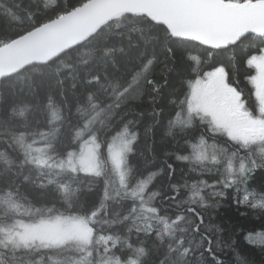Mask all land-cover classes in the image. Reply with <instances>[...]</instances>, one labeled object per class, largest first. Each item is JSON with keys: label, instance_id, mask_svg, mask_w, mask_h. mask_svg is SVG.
I'll return each instance as SVG.
<instances>
[{"label": "snow or ice", "instance_id": "snow-or-ice-1", "mask_svg": "<svg viewBox=\"0 0 264 264\" xmlns=\"http://www.w3.org/2000/svg\"><path fill=\"white\" fill-rule=\"evenodd\" d=\"M177 66L176 148L142 170L144 105L156 121ZM230 196L264 220V0H0V264H250L211 221Z\"/></svg>", "mask_w": 264, "mask_h": 264}, {"label": "trees", "instance_id": "trees-1", "mask_svg": "<svg viewBox=\"0 0 264 264\" xmlns=\"http://www.w3.org/2000/svg\"><path fill=\"white\" fill-rule=\"evenodd\" d=\"M43 5L44 0H40ZM51 6V5H50ZM245 48L248 45L244 46ZM239 56H244V52H240ZM253 55L258 54L255 50L252 51ZM231 53H229V56ZM187 76V71L182 66H177L169 77L170 84L165 89L164 93L158 98V103L163 111L154 121L151 116V110L145 104V115L141 118V134L142 140L139 145L138 152L133 157L132 163L135 166H139L142 170L145 168H152L155 171L154 165L160 164L162 159L165 158V152H172L176 148V141L167 135V127L169 118L173 116L174 105L173 101L179 98L182 100L183 96L180 95L182 88L181 84L184 82V78ZM241 87H245L247 81L246 77H241ZM159 111V109H158ZM148 148L150 152L154 153V159H145L148 153L144 152L145 148ZM177 178L182 174L181 170L185 168L184 162H177ZM185 176L188 175L187 171L183 172ZM209 179L210 177H203ZM259 172L256 174V182L252 183V187H258ZM231 192V190H229ZM206 216L208 213L205 214ZM211 221L214 225L220 226L223 230L218 234L219 239L225 242L226 252L229 255V259H235V255H232L231 249L227 248V242H232L235 245V251L239 255L247 258L250 264H264V251H261L260 244H250L246 237L251 232L254 235L260 232H264V220H262L254 210H246L244 206L237 208L234 200L231 196L228 200L222 202L221 206L211 212Z\"/></svg>", "mask_w": 264, "mask_h": 264}, {"label": "water", "instance_id": "water-1", "mask_svg": "<svg viewBox=\"0 0 264 264\" xmlns=\"http://www.w3.org/2000/svg\"><path fill=\"white\" fill-rule=\"evenodd\" d=\"M105 14L104 9L92 12L78 13L70 21H65L63 27H53L45 30L41 36L30 38L16 46L21 58L33 55H43L47 50L68 43L80 35L87 27Z\"/></svg>", "mask_w": 264, "mask_h": 264}, {"label": "rangeland", "instance_id": "rangeland-1", "mask_svg": "<svg viewBox=\"0 0 264 264\" xmlns=\"http://www.w3.org/2000/svg\"><path fill=\"white\" fill-rule=\"evenodd\" d=\"M254 237H256V235H254ZM257 244H259V243H257Z\"/></svg>", "mask_w": 264, "mask_h": 264}]
</instances>
